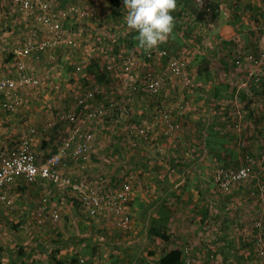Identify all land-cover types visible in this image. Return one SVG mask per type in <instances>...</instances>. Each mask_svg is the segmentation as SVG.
<instances>
[{"label":"rangeland","instance_id":"rangeland-1","mask_svg":"<svg viewBox=\"0 0 264 264\" xmlns=\"http://www.w3.org/2000/svg\"><path fill=\"white\" fill-rule=\"evenodd\" d=\"M205 1L176 0L168 41L146 50L126 24L123 0L116 8L108 0H33L38 12L27 19L11 0H0V76L14 83L8 89L19 100L8 113L1 103L10 90L0 98V155L23 147L42 158L74 155L78 143L59 119L75 109L86 123L83 112L93 107L96 134L119 150L109 155L90 140L89 157L72 160L69 174L98 193L116 189L118 180L133 192L130 228L122 231L111 217L87 218L63 186L52 193L47 182L17 188L11 207L0 208V264H88V256L104 264H160L173 247L183 264H264L248 245L252 222L264 221V186L257 187L264 182L250 177L219 188L213 177L250 156L254 177L264 166V0H210L218 5L213 23L196 19ZM30 39L47 47L17 54ZM239 57L254 59L241 67L261 77L257 89L245 88ZM96 67L107 83L96 84ZM117 94L132 102L133 114L112 125L107 103ZM94 95L100 99L87 103ZM133 117L135 126L128 123ZM52 210L56 221L49 220Z\"/></svg>","mask_w":264,"mask_h":264},{"label":"built area","instance_id":"built-area-1","mask_svg":"<svg viewBox=\"0 0 264 264\" xmlns=\"http://www.w3.org/2000/svg\"><path fill=\"white\" fill-rule=\"evenodd\" d=\"M11 9H17L18 13L21 14L25 19L34 16L38 10L36 9L33 0H11ZM47 47L45 40L34 44L31 39L23 46L17 54L26 57L34 52H42ZM14 51V56L17 55ZM241 60L246 63H250L254 59H244ZM238 66L240 63V58L235 62ZM174 66V64H172ZM254 71L248 73L247 81L245 82L246 87L249 84H254L255 86L260 85V79L257 74L253 76ZM0 76V93L6 94L9 87H14L13 82L1 81ZM155 88L148 89L150 94L155 93ZM155 94L151 95L153 97ZM2 109H8L11 106L7 103V98L1 103ZM101 112V111H100ZM165 118V117H164ZM155 124V122H154ZM91 140L90 135H87L83 139L82 143L78 144L77 150L74 149L72 154L74 155H58L52 154L47 155L42 158V155L31 154L26 147L21 148L14 155H0V208H10L12 205V187L17 181H24L26 183H40L47 182L59 185L70 186L73 190L71 193L79 201L81 209L84 210L87 217L92 219H103L106 217H111L114 221L113 225L122 231H127L130 228V217L127 209V205L131 200L132 189L129 186L128 181H120L116 189H110L108 192L98 193L94 188L87 187L88 185L83 184L81 181L76 179L71 180L69 173L71 169V161L76 159L77 162L85 161L87 155H84L87 151V143ZM264 144V140H261ZM249 155V154H247ZM245 159V163L241 166L230 165L227 168H219L217 172L213 174L215 182L219 184V188L233 187L237 183H241L248 178H257L258 183L264 182V166L259 167L256 170V177H254V168L249 165L251 161ZM247 158V157H246ZM215 175V176H214ZM256 180V179H254ZM96 182V181H95ZM95 185V183L93 184ZM260 185L257 186L259 192L261 189ZM260 188V189H259ZM52 193V190L49 191ZM51 221H56L59 217V213L56 210H52L49 213ZM252 231L255 233L253 236V245L256 250H259L258 255L264 256V221L252 222ZM82 264L85 261H80ZM88 264H104L95 260H88Z\"/></svg>","mask_w":264,"mask_h":264},{"label":"trees","instance_id":"trees-1","mask_svg":"<svg viewBox=\"0 0 264 264\" xmlns=\"http://www.w3.org/2000/svg\"><path fill=\"white\" fill-rule=\"evenodd\" d=\"M108 2L114 8H116L118 6V0H108ZM218 15L219 14H218V5H217V3L211 2L210 0H206L205 3L201 6L200 10L197 12L196 19L198 21H200V22L208 21L210 23L211 22L213 23V22H215L217 20ZM94 78H95L96 84H98V85L104 84V82L105 83L108 82L107 77H105V75L103 76L101 74V70H100L99 67H96L95 70H94ZM22 88H21V90H22ZM98 89L103 90L102 87H100V86L98 87ZM18 90L19 89H17V91ZM23 90H24V88H23ZM263 94H264V92H263ZM5 95H3V93L2 94L0 93V98L2 99L4 97H6ZM120 95L121 94H117V95H115V96H113L111 98V101H117L118 102L117 105L110 104L111 101H109V103H107L110 106L108 108V109H110L109 112L112 113L111 119H109V122H111L112 125L115 124V118L120 117L121 114L122 115L133 114L132 102H130L129 104L126 103L125 102V98H122L123 96H121V98H120ZM14 97H15V95L12 92V90L8 91L7 103L11 107L8 108V109H4L8 113H15L14 112L15 111V108L18 109L19 100L17 99L15 101ZM99 99H100V96L94 95V98L93 99H89L87 101V103H89V102L93 103L94 101H97ZM127 99L128 98H126V100ZM122 104H124V105H122ZM81 108H82V106H81ZM105 110H106V108H105ZM85 111L86 112H83V114L87 115V121H86V123H83L82 119H80V117L78 116L77 111L75 109L65 112V114H63V116H62V119H59V120L63 121V127H64V129H68L72 133V136H71L72 142L75 141L78 144L79 143H82L83 142L82 139H85L87 135H91L92 136V139L90 141V147H91V144L92 143H94V142L96 143L97 140H99V143H102V144L101 145H97V146L99 148H101V151H103L105 153H108L109 155H115L118 152V150H119L118 149L119 146L118 145H114L113 143H112L113 144V147L107 146L108 144L105 145V143L108 142V141L102 139L99 136L100 134H96V132H95V129L97 131L99 125H96V123H95L96 117L91 118V116L93 114V111H94V108L93 107H88V108H85ZM104 113L106 115V112H104ZM133 119H134V122L130 118V121L128 123L129 124H133V123L137 124V122H135V118L134 117H133ZM77 122H79V125L77 124ZM44 130H46V128H43L42 129L43 132H44ZM128 130L131 133L130 127L128 128ZM131 134H133V133H131ZM147 134H148V132H147ZM50 140H51V143H56L60 139H57L56 140V139H51L50 138ZM111 142H113V141H111ZM43 143L48 144V142L46 140L43 141ZM260 146H261L260 149L262 148L261 149V153H263L264 152V144L261 143ZM88 157L89 156L87 155V158ZM230 165H233V164H230ZM230 165H228V166H230ZM69 176H70V179L71 180L76 179L77 181H81V178L79 176L75 175L74 173L69 174ZM119 182L120 181L118 180V183ZM40 183H46V182H43L42 181ZM251 183H253V181H251ZM33 184H35V182H33V183H26L24 181H17L16 184L12 187V190L10 191V193H14V192L18 193V192H20V191L16 190L17 188H19V190H21L22 192H24L23 191V188L26 187L25 185H33ZM49 185L52 188V189H50V190H52V192H54V189L56 190V187L63 186L64 188H62V190L65 189L66 195H70L71 196L70 197L71 202L76 203V206L78 205L79 209H81V205H80L79 201H77V199L71 193L73 190L71 189L70 186L53 184V183H50ZM129 203H131V201ZM87 218H89V217H87ZM49 220H50V216H49ZM90 220H92V218ZM95 220L96 219H94V221ZM47 221H48V219H46L44 222L46 223ZM155 236L156 237H159L161 240L168 241V236H166V235H158V234H156ZM160 264H183V261H182V252L179 249H171V250L167 251L160 258Z\"/></svg>","mask_w":264,"mask_h":264},{"label":"clouds","instance_id":"clouds-1","mask_svg":"<svg viewBox=\"0 0 264 264\" xmlns=\"http://www.w3.org/2000/svg\"><path fill=\"white\" fill-rule=\"evenodd\" d=\"M123 4L126 24L129 29L136 32L135 39L139 47L151 50L168 41L174 28L172 13L176 8V0H123ZM245 64L249 65L246 62ZM235 65L238 70L245 71L247 74L245 80H247L248 73L253 70H248L247 66L241 67V64ZM259 86H261V82ZM259 86L249 84L245 88L257 89ZM236 128L240 127L237 125ZM234 132L236 136L240 135L235 130Z\"/></svg>","mask_w":264,"mask_h":264},{"label":"crops","instance_id":"crops-1","mask_svg":"<svg viewBox=\"0 0 264 264\" xmlns=\"http://www.w3.org/2000/svg\"><path fill=\"white\" fill-rule=\"evenodd\" d=\"M183 182H184V180L181 182L182 184H183ZM105 224V223H104ZM170 240V239H169ZM253 244V242H251V243H248V245H252ZM171 249H176V248H170L169 250H171ZM168 250V251H169ZM215 250H216V248H215ZM87 258H90V260H92V257L91 256H88ZM99 261H102V259H98ZM112 262H113V260H112ZM112 264V263H111Z\"/></svg>","mask_w":264,"mask_h":264}]
</instances>
